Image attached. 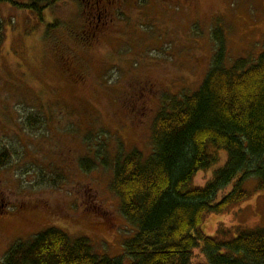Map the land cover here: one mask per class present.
Here are the masks:
<instances>
[{
  "label": "rangeland",
  "instance_id": "1",
  "mask_svg": "<svg viewBox=\"0 0 264 264\" xmlns=\"http://www.w3.org/2000/svg\"><path fill=\"white\" fill-rule=\"evenodd\" d=\"M29 1L0 0V151L10 153L0 190L17 210L28 206L0 221V259L17 240L57 228L130 264L124 250L136 228L111 190L113 161L132 150L150 155L155 116L168 98L200 88L218 48L214 33L226 65L257 59L264 0H126L93 13L90 0H58L40 14L21 6ZM214 156L194 185L224 164L223 151ZM243 187L247 200L207 216L208 235L264 228V190L255 178ZM192 261L207 264L199 249Z\"/></svg>",
  "mask_w": 264,
  "mask_h": 264
},
{
  "label": "trees",
  "instance_id": "2",
  "mask_svg": "<svg viewBox=\"0 0 264 264\" xmlns=\"http://www.w3.org/2000/svg\"><path fill=\"white\" fill-rule=\"evenodd\" d=\"M57 1L30 0L21 6L40 14ZM213 36L218 48L200 88L168 98L155 116L150 155L132 150L113 161L111 190L120 213L136 228L125 244L130 264H193L195 249L207 264H264V228L236 236L225 228L209 236L203 229L210 213H227L251 196L243 187L248 178L264 190V50L255 61L240 58L226 65L221 33ZM214 151L226 154L224 164L205 185H194L196 175L215 162ZM9 156L1 150L0 167ZM0 264L124 263L121 257L96 254L87 238L72 239L48 228L17 240Z\"/></svg>",
  "mask_w": 264,
  "mask_h": 264
},
{
  "label": "flooded vegetation",
  "instance_id": "3",
  "mask_svg": "<svg viewBox=\"0 0 264 264\" xmlns=\"http://www.w3.org/2000/svg\"><path fill=\"white\" fill-rule=\"evenodd\" d=\"M123 1L125 2L126 0H90L87 3H88V8L90 9V13H93L95 11L98 12L102 10L101 9L102 5H104L103 10L108 11V7H119ZM3 167H0V171L3 169ZM0 187H1V183H0ZM6 198L7 196L4 195L3 192L0 190V221L3 218H5L6 216L5 214L8 215V213H25V210H26L25 208L28 207L27 205H24L21 203L19 210H17L18 208H15L12 204H10V202ZM1 229L2 228L0 227V235H5L4 231ZM209 236H212V235H209Z\"/></svg>",
  "mask_w": 264,
  "mask_h": 264
}]
</instances>
